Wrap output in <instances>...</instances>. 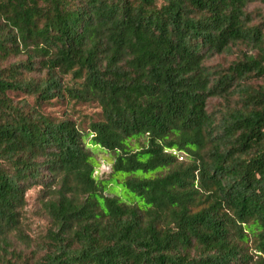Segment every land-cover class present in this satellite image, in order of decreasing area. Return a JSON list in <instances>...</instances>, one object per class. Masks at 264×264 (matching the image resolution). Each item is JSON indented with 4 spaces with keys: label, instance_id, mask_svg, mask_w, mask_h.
I'll return each mask as SVG.
<instances>
[{
    "label": "trees",
    "instance_id": "obj_1",
    "mask_svg": "<svg viewBox=\"0 0 264 264\" xmlns=\"http://www.w3.org/2000/svg\"><path fill=\"white\" fill-rule=\"evenodd\" d=\"M250 2L0 0V63L26 57L0 68V253H16L30 190L52 221L44 255L7 264H264V23ZM237 48L228 68L206 64ZM67 96L101 119L84 131L41 111ZM89 137L115 157L110 181ZM113 181L142 205L106 195Z\"/></svg>",
    "mask_w": 264,
    "mask_h": 264
},
{
    "label": "rangeland",
    "instance_id": "obj_2",
    "mask_svg": "<svg viewBox=\"0 0 264 264\" xmlns=\"http://www.w3.org/2000/svg\"><path fill=\"white\" fill-rule=\"evenodd\" d=\"M247 11L253 18L255 25L264 23V0H252L250 2ZM264 27V24H263ZM245 49L244 46L241 47ZM235 55H219L206 61V64L211 67L228 68L234 61L238 59L239 49H235ZM255 52V51H253ZM26 57H13L5 62L0 63V68L9 67L20 60H25ZM39 78L41 74H32ZM71 76L65 78V82L69 85H73L70 82ZM262 81L256 84H262ZM15 104L22 103L23 100H28L31 105H35L33 98H27V96L20 92H13L9 94ZM238 96H234L230 99L225 98H213L209 100L208 111L218 117L226 110L227 107L233 108L239 106ZM41 111L55 120L69 119L74 121L82 130L88 131L89 124L101 119L102 109L97 103H85L71 100L68 96L65 98H56L42 105ZM91 137L86 140L87 149L93 155V162L97 164L94 176L98 180H111L112 167L114 164V155L106 152L98 146H94L90 143ZM146 139H142L139 142V146H145ZM183 162H189L184 159ZM42 189L35 188L27 193V206L22 212L21 218V234L16 236L13 234L10 236L12 246L9 247L10 251L16 250V253L8 256H2L0 253V264H7L6 260L12 262L20 261L17 257V253L21 252V257L28 258L30 262L40 258L44 255V250L48 244V232L52 229V221L47 213V210L43 204ZM106 195L115 197L123 201L124 203L131 205H142L141 200L133 193L126 190L123 186L119 185L116 181L108 184Z\"/></svg>",
    "mask_w": 264,
    "mask_h": 264
}]
</instances>
